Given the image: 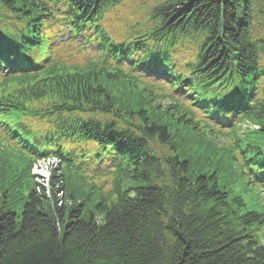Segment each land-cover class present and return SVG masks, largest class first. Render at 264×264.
<instances>
[{"label": "trees", "instance_id": "trees-1", "mask_svg": "<svg viewBox=\"0 0 264 264\" xmlns=\"http://www.w3.org/2000/svg\"><path fill=\"white\" fill-rule=\"evenodd\" d=\"M49 1L64 2L78 30L122 0L107 5L110 0ZM0 4L10 10L17 4L39 9L33 0ZM151 18L153 33L175 32L196 48L195 61L186 63L183 73L171 74L174 84L176 78L184 81L196 72L219 84L233 82L235 75L253 78L264 58V0H176L154 8ZM134 79L124 72L117 81L99 73H65L40 89L39 100L70 102L49 101L46 113L32 116L54 121L75 139H101L123 167L114 165L111 187L103 193L94 190L86 201L78 198L85 188L68 186L74 200L70 208L48 209L45 196L31 192L18 222L1 205L0 264H264V242L256 236L264 227V213L248 210L242 195L250 192L252 181L264 186L258 178L264 170V125L223 148L204 138L220 135L207 122L205 131L192 139L188 132L197 125L186 119L191 115L175 116L170 108L158 111L153 95L144 96ZM133 86L138 87L135 93L130 91ZM245 113L253 121L264 118V100ZM97 114L136 123L139 129L120 132L112 122L102 127L94 118ZM77 115H92L95 123L65 124ZM181 130L187 132L182 138ZM158 138L177 140V145L154 156L148 144ZM104 151L114 159L112 152ZM0 194L4 196L3 186Z\"/></svg>", "mask_w": 264, "mask_h": 264}, {"label": "rangeland", "instance_id": "rangeland-1", "mask_svg": "<svg viewBox=\"0 0 264 264\" xmlns=\"http://www.w3.org/2000/svg\"><path fill=\"white\" fill-rule=\"evenodd\" d=\"M163 0H129V2L127 3V5L122 8L117 14L121 17H125V18H129L131 16H140V15H144L145 11H146V3L148 5H155L158 2H161ZM88 54H92L91 52H88L85 54L86 56H89ZM250 123H244L243 125H241L240 127L242 128H246L247 126H249ZM206 140H208L206 137H204ZM209 141V140H208ZM27 201L26 197H22V200H20V202L12 209L16 215H17V220L21 221V213L23 211V206L24 203ZM45 206L48 208L49 207V203L46 202Z\"/></svg>", "mask_w": 264, "mask_h": 264}, {"label": "bare ground", "instance_id": "bare-ground-1", "mask_svg": "<svg viewBox=\"0 0 264 264\" xmlns=\"http://www.w3.org/2000/svg\"><path fill=\"white\" fill-rule=\"evenodd\" d=\"M229 88H230V86H228L226 89H224V91H228ZM27 95H28V93H27ZM18 131H19L21 134H23V135L25 134L20 128H18ZM96 162H99V160H98V159L95 160V161H94V164H95Z\"/></svg>", "mask_w": 264, "mask_h": 264}]
</instances>
